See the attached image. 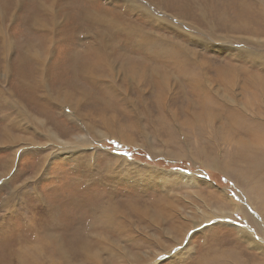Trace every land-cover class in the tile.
<instances>
[{
	"label": "rangeland",
	"instance_id": "rangeland-1",
	"mask_svg": "<svg viewBox=\"0 0 264 264\" xmlns=\"http://www.w3.org/2000/svg\"><path fill=\"white\" fill-rule=\"evenodd\" d=\"M0 91V264H264L210 220L264 239L224 166L256 147L227 129L264 109V0H0Z\"/></svg>",
	"mask_w": 264,
	"mask_h": 264
},
{
	"label": "bare ground",
	"instance_id": "bare-ground-1",
	"mask_svg": "<svg viewBox=\"0 0 264 264\" xmlns=\"http://www.w3.org/2000/svg\"><path fill=\"white\" fill-rule=\"evenodd\" d=\"M89 19H91V18H89ZM38 21H39V19H38ZM1 92L2 93H4V92L3 91H0V96L3 97V95L1 94ZM11 96L12 95L5 96V97L9 101V103L11 102L13 104V106H15L17 108V110H19L18 111V114H17L18 116L19 115L21 117L23 116V118L26 117V116H28V117L33 116V114L30 113L27 109L24 110V107L21 106L22 104L19 103V102H17L15 100L16 99L15 97L11 98ZM70 97L71 96L65 97V99L69 103L68 104H65L64 105V108H68L70 110H72V109L76 110L77 109L76 108L77 106H75L74 104L71 103V101H72L71 99L72 98H70ZM259 101H260V99H259ZM251 102L252 101L248 99L246 102H244L242 104L243 105V108H237V110H236L237 111V113H236V117L237 118H235L234 116H233L234 118H232V117L229 118V122H230L231 125L229 126V128L227 130H230L229 132L235 134L237 137H238V135H241V134H249V135H251L252 137H254L256 139V147H255V149H248V150L245 149V148H242V147L241 148H238L235 151L234 156L232 155L233 158L231 157L232 159H230L228 162H225L224 163V166H225V170H228V171L233 172V171H235L234 169H238L239 165H241V168L244 169V172L241 171V174H240V171H239V174L242 175V176L240 178L238 177V179L240 181V182L239 181L238 182L245 188V191H243L237 197L240 200H242V198H244V195H246V197L248 198V200L249 201L250 200L252 201V202H250L252 205L253 204L257 205L260 202H264V186H262L263 185V181H264V111H263L264 109L262 110L260 107H253L252 108V103ZM249 113H251V114L254 113V114L258 115V118H257V116L256 117L251 116ZM11 116H12V113L9 112L6 115L5 120L6 119H12ZM242 116H245L247 118V120H243V122L240 123L239 121L242 118ZM25 120H26V118H25ZM231 120H233V121H231ZM13 123L15 124V120L13 122H11L10 124H7V128H5V129L3 128L2 131H3V133L8 132L9 138L16 139L15 137L11 136L10 133H9V130L10 129L13 130V128L17 127L18 122L15 125H13ZM259 130H263V132L262 131H259ZM257 131H259L261 133L260 134H257L258 133ZM235 135H232V136H235ZM50 136L56 138V140H59L57 138V136L53 132H51V131H50ZM76 138H77L78 141L79 140L81 141V139H83L84 137L78 136ZM51 140H53V138ZM242 141H244V140L242 139ZM238 145H240V142H239ZM247 184H248V186H247ZM254 192H255V195H252ZM232 202L235 205V208L236 209H238L242 213H244V216H245V213H248V212L250 213L251 206H250V204L248 202H245V201L243 202L242 201L248 207L247 206L245 207L244 206L245 204L244 205H241L240 203L236 202L233 198H232ZM247 208H249L250 210H248ZM259 211H261V213L264 214V206H263V210H259ZM227 212H225V211L224 212L223 211H219L218 213L220 214V216H218V217L213 216V217L210 218V220L212 222L225 223L227 225H232V226L237 227L238 231L241 234H243V236L246 237L245 239L247 240L248 243H251L252 246H255V247H257V248H259V249H261V250L264 251V239L260 238L261 236L260 237L257 236L256 229L254 228V226L252 225V223H250V222L247 223V224H242L240 222L237 223L234 219H230L229 216H231V215H229ZM252 212L253 211H251V213ZM255 213H257V212H255ZM260 216H261V214H258L257 213V218H259ZM252 218H254V217H252ZM253 221H254V223L256 222L255 219H253ZM261 223L264 224V222H261ZM184 235H185V233H184ZM184 235H182V239H183Z\"/></svg>",
	"mask_w": 264,
	"mask_h": 264
}]
</instances>
